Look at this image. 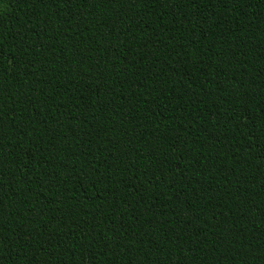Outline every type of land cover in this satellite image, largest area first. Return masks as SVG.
<instances>
[{
    "label": "trees",
    "instance_id": "obj_1",
    "mask_svg": "<svg viewBox=\"0 0 264 264\" xmlns=\"http://www.w3.org/2000/svg\"><path fill=\"white\" fill-rule=\"evenodd\" d=\"M0 264H264V0H0Z\"/></svg>",
    "mask_w": 264,
    "mask_h": 264
}]
</instances>
